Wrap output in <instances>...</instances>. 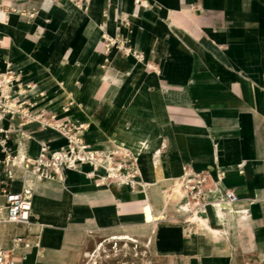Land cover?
Wrapping results in <instances>:
<instances>
[{"label":"crops","instance_id":"1","mask_svg":"<svg viewBox=\"0 0 264 264\" xmlns=\"http://www.w3.org/2000/svg\"><path fill=\"white\" fill-rule=\"evenodd\" d=\"M8 65L13 102L83 123L89 148L128 151L143 186H103V167L80 164L41 178L28 226L0 216V249L14 262L82 264L97 237L136 229L146 204L161 215L176 203L188 165L240 199L208 206L205 230L168 210L146 243L152 264L157 254L162 264H264V0H0V74ZM1 125L5 218V191L28 190L6 154L23 142L35 158L67 140L20 114ZM19 235L31 245L14 247Z\"/></svg>","mask_w":264,"mask_h":264},{"label":"built area","instance_id":"2","mask_svg":"<svg viewBox=\"0 0 264 264\" xmlns=\"http://www.w3.org/2000/svg\"><path fill=\"white\" fill-rule=\"evenodd\" d=\"M116 38L109 39L107 45L115 44ZM120 41V40H119ZM131 51L129 50L128 53ZM133 56L142 58L140 54L133 53ZM0 132L4 131L2 128V120L8 114H20L26 122H38L43 127H50L56 129L67 140V144L60 149L53 152H49L46 145H43L39 156L35 158H29L27 166L23 168L27 171L29 168L36 170L42 178L55 179L63 173L65 167L71 166V161H77L81 155L79 144H84L82 133L85 130L83 123H74L71 121H63L56 117L55 114L48 115L44 112L31 113L23 107L22 103L13 102V95L10 85L15 78V71L8 65V70L5 73L0 74ZM4 144V142H1ZM87 146V145H86ZM86 146H83V152H86ZM72 147V148H71ZM69 155V157H68ZM114 156H119L118 163L119 170L123 175H128L130 178L129 184L131 186L136 184V177L140 175L135 159L128 151L119 152L114 151ZM6 166L9 174H11V168L14 165V158L11 154L7 153L5 157ZM106 172L110 170L104 168ZM181 185L183 188V197L180 200L181 208L188 206L190 211L206 212L207 207L216 204L219 201H225L228 203H236L239 201V196L233 189H222L220 187L221 176H218L216 180H212L207 172L195 171L190 166L185 165L183 167V173L180 177ZM220 191L221 196H215V193ZM5 210L6 216L4 218L7 222H12L20 226H28L31 223L32 217V198L29 190L22 191H5ZM118 240V239H112ZM134 241V240H131ZM117 245V243H115ZM31 243L24 236H16L13 240L14 247H29ZM103 243L100 242L96 245L98 250L103 249ZM13 249H0V264H17L10 258V251ZM95 250V249H94ZM93 250V251H94ZM92 252V251H91ZM89 252L86 257L90 255ZM147 264H152L149 261Z\"/></svg>","mask_w":264,"mask_h":264},{"label":"bare ground","instance_id":"3","mask_svg":"<svg viewBox=\"0 0 264 264\" xmlns=\"http://www.w3.org/2000/svg\"><path fill=\"white\" fill-rule=\"evenodd\" d=\"M27 148H28V145L25 144L24 147L22 148V150L19 151V153L15 154L14 157H13L15 162H16V164L22 165V167L23 166H27V164L29 162V158L30 157L27 155V152H28ZM106 149L108 150L107 151L108 157H110L113 154L114 150H121V148H119V147H114V148H110L109 147V148H106ZM94 155L95 154H94V152L92 150L91 151L90 150L89 151L86 150V152L84 154L80 155V157H79V159L77 161H71V163H72L71 166L65 167V169H67V168H76L78 166V164H80L82 166V169H85L84 168L85 165L91 166L93 169L96 168V167L97 168H99V167L107 168L110 171L106 172V174L104 175V177H103L104 181L102 182L103 184H101V185L104 186L107 183L113 182L114 184H117V185L120 184V185H123V186H126V187L127 186L131 187V185L129 184V181H130L129 176L128 175H122V173L119 172V169H118L119 166H114L111 163L110 164H106V163L103 162V159H101V160L96 162V161H94L93 159L90 158L91 156H94ZM68 157H69V155H68ZM25 173H27L26 179H25L26 180V185L28 187V190H30V193H33L32 189L34 187H36L37 181L40 180L42 177L36 170H33L31 168H29L27 170V172H25ZM60 177H62V174H60ZM135 181H136L137 185H135L134 189L137 190V191L143 190V186L141 185V182L139 180L138 181L135 180ZM180 184H181V181H180ZM119 188H121V187H119ZM183 194H184V192H183L182 185H177V187H175L174 193H173L174 198H176V199L179 198L178 200H181L182 197H183ZM178 200L176 201V203H165L164 204V210L161 213V215L153 213L151 204H146L145 208H144V213H143L144 221L141 224H139V225H129V226L135 227L136 229H134V230L126 229V230H123V231H113V232H110L108 234V236L111 237V239H118V240L140 239V240H142V241H144L146 243L150 242V244H151L154 241V238H155V235H156V231H157V227H158V223L162 219H165L164 217L167 214L168 210H170V209L172 210L173 213L174 212L182 213V214H180L182 216H178L177 218L182 219L183 221H185L187 227L196 228V229H204V230H205L206 226L209 227V223H208V218H207L206 212H196V211L195 212L194 211L191 212L190 208L188 206H186V208L180 209L179 207H177V204L179 202ZM2 204L0 203V205H1V207H0L1 221L4 220V217H3L4 216V206ZM184 212H185V214H183ZM228 223H229L230 226H231V224L234 223L233 220H232V217L229 219ZM125 227H126V225H125ZM85 235L83 236V240L85 239ZM161 259L162 258L157 254L156 255L157 263L156 262L155 263L156 264H162ZM167 259H168V257H167ZM169 259H170V261H175L173 256L169 257ZM166 264H168V263H166Z\"/></svg>","mask_w":264,"mask_h":264},{"label":"rangeland","instance_id":"4","mask_svg":"<svg viewBox=\"0 0 264 264\" xmlns=\"http://www.w3.org/2000/svg\"><path fill=\"white\" fill-rule=\"evenodd\" d=\"M24 145L25 143L22 142L19 145L17 151L14 153V155L19 153V151L22 150ZM83 146L86 145L79 144L81 154L85 153V152L82 153ZM86 148H87L86 150L88 151L92 150L94 152L95 155L90 157L94 161L97 162L103 159V162L106 164L111 163L114 166H119L118 163H115V159L113 155L108 157L107 149H105L104 151H100L98 149L89 148L88 146H86ZM119 168L120 167H118V169ZM119 172L122 173L120 170ZM85 234L86 232L84 233V235ZM100 242L103 243L104 246L101 248H104L105 252L103 251V249L98 250L96 248V245L99 244ZM115 243H117V245ZM89 256L84 258L82 264H147L149 261L152 262V254L149 250V247H147L146 242L140 239H134V241H131L130 239L115 241L112 240L111 237L109 236L97 237L96 244L95 246H93L92 252L90 253Z\"/></svg>","mask_w":264,"mask_h":264}]
</instances>
